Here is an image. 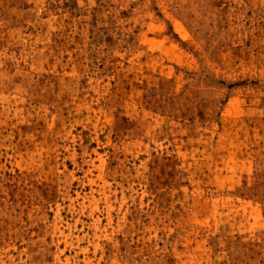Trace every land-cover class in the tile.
<instances>
[{
	"label": "rangeland",
	"instance_id": "obj_1",
	"mask_svg": "<svg viewBox=\"0 0 264 264\" xmlns=\"http://www.w3.org/2000/svg\"><path fill=\"white\" fill-rule=\"evenodd\" d=\"M0 264H264V0H0Z\"/></svg>",
	"mask_w": 264,
	"mask_h": 264
}]
</instances>
